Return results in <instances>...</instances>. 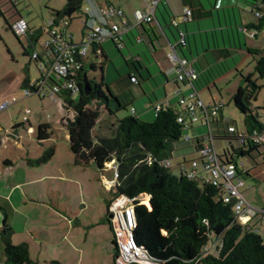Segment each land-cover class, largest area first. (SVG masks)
<instances>
[{"label": "crops", "instance_id": "1", "mask_svg": "<svg viewBox=\"0 0 264 264\" xmlns=\"http://www.w3.org/2000/svg\"><path fill=\"white\" fill-rule=\"evenodd\" d=\"M94 1L100 13L102 6L110 4L121 9L129 22V28L121 35L123 48L118 52L119 55L115 52V45L110 38L103 42L102 48L109 57V62L104 65V71L105 81L110 84L116 95L130 101L138 117L146 120L152 119L155 115L153 104L156 103L163 104V107L171 106L180 109L177 104L178 99L192 92L189 81L182 82L176 79V71L166 58L171 46H174L176 53L188 60L187 67L197 72L201 78L202 88L209 90L210 98L205 100L199 96V88H197L199 99L205 105L223 101L224 107L220 111V117L235 122L234 114L227 109L228 103L224 101L222 90L216 86V79L228 71L235 70L241 76L238 87L242 84V76H244L237 68L238 59L244 54L251 56L254 61L253 56L248 52L249 49L263 48L252 47L254 45L242 38L249 31L254 30L248 29L247 25L249 27L256 24L257 17L255 16V20L248 19L241 12L243 7L245 9L248 7L250 13L253 14L251 4L262 0H161L153 15V22L143 23L142 26L136 27L132 25L133 11L145 9L144 0ZM8 2L0 0V13L10 28L16 18L26 19L15 9V1L12 4ZM185 7L194 12L191 19L186 21L182 18ZM49 17L50 14L47 21ZM90 19L94 21L91 25L88 23ZM173 21L177 24L174 25ZM26 22L31 29L45 27L30 26L29 22ZM84 23L86 28L84 33H86L96 25L107 26L108 20L103 16L99 20L95 10L86 9ZM180 31L184 32L186 42L184 46L177 44ZM254 31L256 35L250 37L255 40L253 44H258L257 40L261 30ZM24 36L32 49L39 50L37 49L39 40L32 44L27 35ZM11 57L13 59V55ZM129 71L138 77V84L128 82L126 75ZM124 76L125 79L121 78ZM211 76H215L214 79ZM25 77L31 81L29 76ZM207 77H210V81L207 80L208 82L205 83ZM22 79H19L20 82ZM211 86L218 90L219 98L212 94ZM13 93L10 81L0 89V104L3 99L14 96ZM233 94L229 104H232ZM30 95L24 96L22 93L18 99L14 96L16 102L11 103L5 109ZM109 104L112 106L111 103ZM5 109L0 110V208L12 229L13 244L25 243L29 256L35 264H48L50 261H58L59 264H113L115 243L112 225L106 210V201L112 194L106 181L112 178H107L104 174L107 169H95L93 172L95 171L96 174H92L89 169L93 168L74 167L77 165L74 161L72 162L73 167L45 166V163H43L45 165H34L29 160L26 164L22 161V164L13 163L5 142L10 136L20 140L22 136L18 129L22 124L15 121L14 109L8 111ZM102 109L101 107L100 113ZM101 118L104 119L105 115ZM97 126L95 125L94 128L96 131ZM222 127L223 125L219 123L212 125L211 129L214 132ZM203 128L194 126L190 135L204 133ZM236 128L238 129L237 125ZM244 129L243 123L242 129L238 130L243 131ZM99 130H101L100 126ZM50 139L51 136L47 140ZM45 140L39 142L43 144ZM17 148H22L20 142ZM55 155L56 151L53 148L51 159ZM26 158H29L28 154L23 155L21 160H26ZM182 162H179V165ZM179 165L178 171L180 170ZM104 166L110 168L107 163ZM245 172L247 173L242 174L243 177L264 182L263 160L253 158L252 166L248 167ZM243 177L241 178L244 182ZM103 190L109 193L107 198L104 197ZM240 191L245 196L244 190L240 188ZM245 198L249 204H253L246 196ZM258 199L259 203H264V194L258 195ZM255 216L249 217V225L255 226L253 218ZM17 220L21 222V225L16 224ZM239 222L243 224L246 219L241 218ZM3 259L0 239V264H3Z\"/></svg>", "mask_w": 264, "mask_h": 264}, {"label": "trees", "instance_id": "2", "mask_svg": "<svg viewBox=\"0 0 264 264\" xmlns=\"http://www.w3.org/2000/svg\"><path fill=\"white\" fill-rule=\"evenodd\" d=\"M81 2L82 0H66L61 10H52L49 17L52 20V26L59 25L63 20L68 25L73 18L72 13L66 17L63 14L64 11L69 8L74 9V12L79 10ZM258 4L264 6V0L252 3V12L259 10L262 15L256 16V24L249 27L247 25L248 29L261 30L264 27V13ZM0 15L2 16L1 13ZM193 15L194 12H192ZM45 27L31 29L27 26L25 35L32 44L37 43ZM9 29L11 30V26ZM81 34L83 39L85 33L81 32ZM16 37L19 40V37ZM110 39L117 52H120L123 48L121 38V47L115 40ZM102 44L95 43L87 56L77 55L76 57L81 62L74 76L77 87L74 93H79L78 99L74 100L72 98L74 93L64 88H60L56 97L60 98L66 110L73 111L72 118L64 120L63 124L66 127L68 146L74 156V163L78 165L94 163L97 169H104V164L111 160H115L118 165L117 184L110 199L106 201L107 213H109L108 206L113 197L124 194L128 198H133L136 220V228L133 231L135 241L159 264H264V241L258 235V227L242 224L235 218L232 204L222 200L221 185L212 186L207 182L201 183L194 178H188L182 169L174 173L170 167H162L159 163L170 159L174 144L180 140L188 142L198 153L208 135L211 136L212 142L217 139L238 142V147L226 146L221 153L217 154L220 161L227 165L237 164L236 159L241 156H250L254 151L259 153L260 146L264 145L255 144L248 138H244L241 142L235 122L220 117L221 109L216 116H209V126L201 125V123H194V125L179 122L177 115L185 119L187 116L186 109L181 107L179 101L177 104L180 109L171 106L163 107L158 103L153 104L155 115L151 121L138 117L130 101L116 95L110 84L105 81L104 65L109 62V57L102 48ZM28 46L29 48L22 46L23 54L28 55L34 62L44 84L48 87L59 86L63 80L67 79L57 77L53 72L45 75L38 67V63L41 62L49 69L52 62L49 49L40 46L36 51L30 45ZM248 52L254 59L256 78H253L254 74L242 76V84L234 92L231 103L243 115L245 126L243 131L249 134L255 128H264V124L259 120L260 113L252 103L256 100L257 92L261 87L258 79L264 80V46L261 49H249ZM34 53H36L35 58L32 57ZM97 58L101 60L99 65L96 62ZM97 69L102 77L99 83L88 76L89 70ZM195 73L196 78L189 84L192 86V91L197 94V88L203 85L196 71ZM126 76L128 82L138 84L139 79L135 73L129 71ZM214 77L211 76L213 79ZM84 78L88 84L87 91L83 88ZM121 78L125 79V76ZM209 78L207 77L205 83L208 82L207 80L210 81ZM21 87H30L31 90H35V82L25 77L21 81ZM111 102L115 103L114 107L110 106ZM157 105H159L158 108H156ZM101 107L108 115L113 116L121 110L128 111L123 117L117 119L116 124L112 123L115 129L113 135L102 137L92 135ZM197 115L201 120L205 113L198 109ZM219 123L223 125L222 129L218 128L213 132L211 126ZM196 125L205 126L207 130L201 134L190 135L192 128ZM230 125L237 130L233 133L228 132L227 127ZM50 128L47 123L38 126L36 129L38 141L50 138ZM52 154L53 151L50 150L47 155L41 157V160L49 159ZM259 155L262 156L261 153ZM149 156L151 162L147 160ZM184 163H186L185 160L179 167L184 166ZM142 196H147L146 202L141 201ZM1 212L4 216L3 224L0 226L3 264H35L29 256L25 243L13 244L12 229L6 222L5 214ZM48 264H59V262L50 261Z\"/></svg>", "mask_w": 264, "mask_h": 264}, {"label": "rangeland", "instance_id": "3", "mask_svg": "<svg viewBox=\"0 0 264 264\" xmlns=\"http://www.w3.org/2000/svg\"><path fill=\"white\" fill-rule=\"evenodd\" d=\"M8 3L12 4L14 1L16 2L15 9L17 12L22 15L26 21L29 22L30 26H45L47 22V18L52 10H61L66 0H7ZM86 9L88 11L95 10L96 17L99 18V20L102 19V16L100 15L99 7L96 5L94 0H83L81 2V7L79 10L72 13V19L68 23L66 27V35L68 40L72 39L75 43H79L82 40V34L81 32H84L85 28V14ZM262 11L264 13V6L262 8ZM242 14L247 16L248 19L252 18L255 20V14H251L249 8L246 9L243 7V10H241ZM89 25L93 24L94 21L90 19L88 21ZM60 26L63 25L62 22L59 23ZM45 32L43 31L39 37V42L37 45V49H39L40 46L44 44L45 39ZM242 38L247 39V42L251 45H254L252 47H263L264 45V27L261 29L260 35L258 37L257 42L258 44H253L255 42L254 38L250 37L248 34L242 36ZM22 45L26 46V48H29V43L25 36H19V40L16 37V35L9 29L8 23L5 21L4 17L0 15V89L10 83L11 81V91L14 90V95L17 99L20 97V94L23 93V87H21L20 78H24L25 76H29L31 81L39 80L40 73L34 64V62L29 58L28 55L23 54V48ZM257 45V46H256ZM115 52L119 55V53L116 51L114 47ZM13 55V59L11 57ZM97 64H101V60L97 58L96 60ZM238 69L242 72V74H254V61L252 60L251 56H247L242 54L241 58L238 59ZM88 76L90 78H94L97 83L102 80L101 72L97 70H89ZM239 78H241L240 75L235 70L228 71L227 73L223 74L219 78L216 79V86L221 89V94L224 97V101L228 103L227 109L231 110V112L234 114V120L239 130L243 127V121L242 117L243 115L232 105L229 104V100L232 96V94L237 89V84L239 81ZM253 78H256V74H254ZM259 85H261L260 89L257 92V98L255 101H253V106L257 107V111L260 113L259 120L264 123V80L258 79ZM212 94L215 97L219 98V92L216 90L213 86H211ZM129 96L131 97L129 91H127ZM10 96V95H9ZM79 96V93H74L72 98L74 100H77ZM199 96L205 100H208L210 98L209 90L206 88H202V86H199ZM9 98L3 99L2 103L7 101ZM111 105L114 107L115 103L111 102ZM163 105V104H162ZM183 107V105L181 106ZM25 108H29L30 112L28 114L29 122L24 123L22 121V112ZM14 109L13 116L15 117V121H18L20 124H22L21 127H19L18 131L21 134L20 140L13 139L11 136L8 138L7 143V150L10 152V158H12L13 163L17 164H26V161L29 160L34 165H45V166H62V167H73L72 162L74 161V156L69 150V141L67 137V131L66 127L64 126V120L70 119L73 116L72 110H66L64 106L62 105V102L60 98L55 97V100L53 102L47 101V99H40L37 94H32L30 97L23 99L21 101H18L13 106L9 107L8 109H5V111ZM18 112V114H17ZM127 110H121L116 114L108 115L105 109L101 110V113L98 115L96 119V125L98 130L96 129L92 130L93 136H110L114 134V130L112 128V123L116 124L117 119H120L125 114H127ZM155 113V112H154ZM105 115V118L102 119L101 116ZM153 119V118H152ZM146 120V121H151ZM63 121V122H62ZM39 122V123H38ZM44 124L47 123L50 125L49 131L51 132V139L43 141L44 143H40L37 140L36 129L38 128V124ZM195 125V124H194ZM99 126L100 129L99 130ZM197 126V125H196ZM207 130V128L204 126L203 130ZM190 132V131H189ZM21 143L22 148H17V144ZM42 145V146H41ZM214 145L216 147V152L219 153L221 150H223L224 147L233 146L238 147V142L236 140L228 141L226 139H217L214 142ZM53 148L56 151L55 157L51 159V157L48 159H42L45 154L47 155L50 150L53 151ZM261 154L264 152V146H260L259 151ZM29 155V158H26V160H21V157L23 155ZM258 154L257 152H252L250 156H241L238 159H236L237 164L243 163L238 168L240 171H246L248 167L252 166L253 158L256 157ZM183 157L186 161L184 163V166L187 168L190 161L194 158H198V154L194 151V148L189 145L188 142L180 140L177 141L174 144V148L172 150V155L170 157V170L174 173H178V165L179 162L183 161ZM258 157V156H257ZM51 159V160H50ZM17 160V161H16ZM110 163L107 162V165ZM74 167L78 168H93L89 169V172L92 174L96 172L93 170L97 169L94 163L86 164V165H76ZM104 174L107 178H112V170L108 168ZM241 177H243L241 175ZM244 178V183L240 186L242 190H244L245 196L250 199L252 207H255L259 210L264 208V203H259L258 195L264 194V182H260L259 180L252 179V178ZM104 194V197L107 198L109 196V193L103 190L102 192ZM144 198V196H142ZM141 198V201L146 202L147 196L143 199ZM262 215L257 214L255 217H253L254 225L258 227V235L263 239L264 241V217L261 220ZM20 221H16L17 225H21ZM16 245V244H15Z\"/></svg>", "mask_w": 264, "mask_h": 264}, {"label": "built area", "instance_id": "4", "mask_svg": "<svg viewBox=\"0 0 264 264\" xmlns=\"http://www.w3.org/2000/svg\"><path fill=\"white\" fill-rule=\"evenodd\" d=\"M144 2L146 5L145 9H136L133 11L132 25L135 27L141 26L143 23L151 24L153 22V15H155V10L161 0H144ZM258 7L260 9L263 8L261 4H258ZM101 13V15L108 20L107 26L96 25L89 29L79 43L67 39L66 33H64V30H66L65 25L67 26L65 20L61 21L63 23L62 26H52V20H48L44 29L46 39L42 48L49 49L52 62L49 69L44 67L41 62L38 63V67L45 75H49L50 72H53L57 77H64L67 79L63 80L62 84L59 86L52 85L48 87L39 78V80L34 81L35 90H31L30 87H25L23 89L24 96L37 94V96L42 99L47 98V100L54 101L60 88L70 89L72 93L76 92L77 87L75 86L74 76L76 75V70L80 68L81 63L76 59L77 55H82L83 57L87 56L93 44H101L107 38H112L119 47L122 46L120 42L121 35L129 28V22L124 17V12L113 5L105 4L101 8ZM254 14L255 16H261L262 12L258 10L255 11ZM191 16V10L185 7L183 9V20H190ZM173 24L176 25L177 23L173 21ZM27 26L26 20L23 18H16L11 24V30L18 37L24 36ZM183 33L182 31L178 33L177 44L181 46L185 44ZM248 34L249 36H254L256 31H249ZM138 40H141V38H138ZM35 56L36 53L32 55L33 58H35ZM166 58L173 65L177 80L191 82L196 78V73L193 68L187 67L189 65L188 60L185 57L179 56L174 46H171L170 51L166 54ZM132 81H134V79H132ZM178 101L187 111L186 119L181 115H177V120L181 123H201V125L207 124L209 126V116H216L217 112L224 107L223 101L205 105L199 99L195 91L190 92L186 96H182ZM13 102H16L14 96L1 103L0 110L7 108ZM158 107L159 105L156 106V108ZM198 109L203 110L205 113V116H203L201 120L197 115ZM29 112V108H25L22 112V121L24 123L28 122ZM227 129L230 133L237 130L233 125H230ZM237 135L240 137L241 142L244 138H248L255 144L264 145V128H255L251 130L249 134L244 131H239ZM214 149L215 147L211 140V136L208 135L197 153L198 158L191 160L187 168L180 166V169L184 171V174H186L188 178H194V180H198L201 183L207 182L212 186L221 185L223 189L222 200L232 204L237 220L241 218L246 219V222L243 224H248L249 217L257 215L258 213L264 217V208L259 210L246 203L243 193L240 191V186L244 183L241 175L247 173L240 171L238 168L242 165V162L240 164L232 163L228 165L222 163ZM261 158L264 162V153ZM147 160L151 162V157L149 156ZM159 163L162 167H170L171 165L170 159H165ZM108 165L112 170V180H107L106 184L113 192L118 179V165L115 160H111ZM132 200L133 198H128L127 195L120 194L113 197L108 206L109 220L112 225V233L115 242L113 264H159L156 260L149 257L142 246L135 241L133 231L136 228V220L134 217L135 212Z\"/></svg>", "mask_w": 264, "mask_h": 264}, {"label": "water", "instance_id": "5", "mask_svg": "<svg viewBox=\"0 0 264 264\" xmlns=\"http://www.w3.org/2000/svg\"><path fill=\"white\" fill-rule=\"evenodd\" d=\"M73 12H74V9L69 8V9L65 10L63 14H64L66 17H69V16L71 15V13H73ZM83 88H84V90H86V91H87V89H88V84H87L85 78H84V80H83ZM2 224H3V215H2L1 212H0V226H2Z\"/></svg>", "mask_w": 264, "mask_h": 264}, {"label": "flooded vegetation", "instance_id": "6", "mask_svg": "<svg viewBox=\"0 0 264 264\" xmlns=\"http://www.w3.org/2000/svg\"><path fill=\"white\" fill-rule=\"evenodd\" d=\"M259 153H260V152H259ZM259 153H257V154H258V155H257L258 157L256 156V157H254V159H255V158H256V159H257V158H261V156L259 155ZM261 159H262V158H261Z\"/></svg>", "mask_w": 264, "mask_h": 264}, {"label": "bare ground", "instance_id": "7", "mask_svg": "<svg viewBox=\"0 0 264 264\" xmlns=\"http://www.w3.org/2000/svg\"><path fill=\"white\" fill-rule=\"evenodd\" d=\"M145 197H146V196H144V198H145ZM142 198H143V197H142ZM144 198H143V199H144Z\"/></svg>", "mask_w": 264, "mask_h": 264}]
</instances>
